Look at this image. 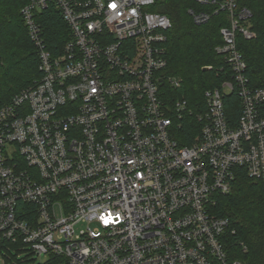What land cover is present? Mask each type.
Listing matches in <instances>:
<instances>
[{"label":"built area","instance_id":"built-area-1","mask_svg":"<svg viewBox=\"0 0 264 264\" xmlns=\"http://www.w3.org/2000/svg\"><path fill=\"white\" fill-rule=\"evenodd\" d=\"M198 2L229 16L215 49L229 78L204 92L200 111L164 87L183 80L164 72L172 22L156 0L21 9L39 77L0 107L4 264H243L225 248L230 220L213 210L241 168L264 186V88L238 48L257 34L239 0ZM51 7L70 31L63 45L39 21ZM191 119L200 127L182 145Z\"/></svg>","mask_w":264,"mask_h":264},{"label":"trees","instance_id":"trees-1","mask_svg":"<svg viewBox=\"0 0 264 264\" xmlns=\"http://www.w3.org/2000/svg\"><path fill=\"white\" fill-rule=\"evenodd\" d=\"M29 0H0V107L8 104L13 96L38 79V54L31 42L21 9ZM154 11L167 15L172 28L166 43L167 67L165 74L183 80L179 90L167 84L166 91L188 101L190 108L205 110L204 92L218 86L228 73H218L224 66L215 49L223 43L220 30L229 25L226 12L214 14L215 5H203L198 0H156ZM212 1V0H210ZM240 6L251 11L250 27L257 39H238V48L247 64L251 85L264 88V0H239ZM211 15L210 20L197 25L189 10ZM45 34L53 45H63L71 38L61 14L54 8L44 11L39 18ZM207 66L213 70L205 71ZM234 96L228 105L234 104ZM199 124L191 119L183 127L182 145L194 137L193 129ZM214 214L230 220L225 235V248L229 259L243 264H264V186L252 179L241 168L238 170L232 191L220 196Z\"/></svg>","mask_w":264,"mask_h":264},{"label":"rangeland","instance_id":"rangeland-1","mask_svg":"<svg viewBox=\"0 0 264 264\" xmlns=\"http://www.w3.org/2000/svg\"><path fill=\"white\" fill-rule=\"evenodd\" d=\"M0 264H4V257L0 254Z\"/></svg>","mask_w":264,"mask_h":264},{"label":"snow or ice","instance_id":"snow-or-ice-1","mask_svg":"<svg viewBox=\"0 0 264 264\" xmlns=\"http://www.w3.org/2000/svg\"><path fill=\"white\" fill-rule=\"evenodd\" d=\"M112 8H115L116 7V5L115 4H112V5H110Z\"/></svg>","mask_w":264,"mask_h":264}]
</instances>
